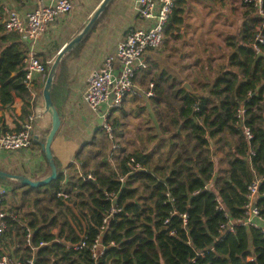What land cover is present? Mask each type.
<instances>
[{"label": "trees", "instance_id": "trees-1", "mask_svg": "<svg viewBox=\"0 0 264 264\" xmlns=\"http://www.w3.org/2000/svg\"><path fill=\"white\" fill-rule=\"evenodd\" d=\"M206 1L223 8L227 5V0ZM242 5L245 18L239 34L226 38V56L217 60L211 50L208 55L213 42L201 41L198 47L205 58L197 55L192 67L181 66L180 74L167 69L159 72L157 65L150 82L145 79L151 69L137 75L141 85H148L147 91L153 85L155 97L147 106H138L136 113L143 117L138 135L128 139L117 135L125 139L124 147L114 151V139L106 135L93 144L96 150H89L86 157L79 154L78 164L69 166L68 173L56 162L59 177L49 185L32 189L11 183L20 205L2 202V208L17 214V220H8V231L21 232L22 261L264 264L262 228L235 225L228 231L233 223L246 219L250 187L256 180L260 186L255 206L264 218V42L258 39L264 38V18L256 14L254 4ZM188 9L186 1L175 2L165 45L181 38V31L188 27ZM184 45L190 47L188 41ZM27 48L21 35L6 32L0 23V111H11L18 98L24 103L23 117L32 113L23 63ZM195 55L196 51L182 53L181 60ZM182 75L190 80L195 94L183 88ZM61 82L57 73L53 100L60 115L68 92ZM119 119H112L115 130L122 129ZM245 128L250 129L252 139ZM21 130L19 126L11 131L0 115V133ZM218 156L225 167L216 168ZM131 160L142 169L133 172ZM89 174L95 180H86ZM61 192L68 198L60 196ZM115 206L120 211L109 218ZM28 230L33 248L27 246ZM97 240L102 253L98 259L93 256ZM81 241L86 246L77 249Z\"/></svg>", "mask_w": 264, "mask_h": 264}, {"label": "crops", "instance_id": "crops-1", "mask_svg": "<svg viewBox=\"0 0 264 264\" xmlns=\"http://www.w3.org/2000/svg\"><path fill=\"white\" fill-rule=\"evenodd\" d=\"M70 1L73 3L72 12L59 16L35 43L38 57L49 67L52 66L61 49L85 28L104 0ZM0 2L25 18L29 12L48 6L53 1L0 0ZM187 3L189 7L187 13H189L201 3L208 2L206 0H191ZM231 4L232 1L227 0V5L223 8L210 3L211 6L223 9L229 16L235 10ZM242 8L244 9L243 5ZM1 17L0 10V23H2ZM145 25L146 23L142 22L138 16L137 0H113L80 45L63 58L57 73L62 81L61 84L67 86L68 92L63 100L64 104L61 110L62 126L53 141L52 152L64 174L68 173L69 166L78 164L77 156L87 152L94 140L98 138V130L103 129V122L100 123V120L106 114L107 106L94 112L85 101L84 96L89 77L93 72L103 67L108 56L116 54L119 43L124 40L130 28H139ZM184 31H186V27L181 32ZM138 79L139 77L136 78V81ZM44 85L45 79L36 75L31 87V114L23 117L24 103L18 98L15 99L11 111L5 109L0 111V115L4 116L11 131L31 123L34 135V142L30 148L18 152L0 150V169L5 172L31 179H43L51 174L41 145L52 126V119L45 112ZM144 100L145 104L142 106H147L150 103V98L146 99L145 97ZM27 111L29 112L30 109L28 108ZM94 120L98 123L95 127ZM3 189L7 191L3 198L4 204L18 205L16 202H19L16 201L17 198L12 191L11 183L0 182V192ZM0 248L15 259L22 260L21 258H24L25 254V244L21 232L14 228L0 237Z\"/></svg>", "mask_w": 264, "mask_h": 264}, {"label": "built area", "instance_id": "built-area-1", "mask_svg": "<svg viewBox=\"0 0 264 264\" xmlns=\"http://www.w3.org/2000/svg\"><path fill=\"white\" fill-rule=\"evenodd\" d=\"M53 2L43 8L29 12L23 18L18 12L3 5L0 2L1 20L6 32L16 33L22 36L28 48L24 59L25 83L31 89L35 81V76H42L45 80L48 74L46 64L38 57L35 50V43L45 32L47 27L52 24L59 16L68 15L73 10V3L70 0H52ZM177 0H137L138 16L140 20L146 23L145 26L139 28H130L124 40L118 45L115 55L108 56L102 68L93 72L89 77L87 89L85 92V101L89 108L98 112L102 107L107 106V112L103 116V129L109 134L111 140L114 139L111 126L108 124L109 112L119 109L123 106L125 100L130 95L147 98L155 97L152 91H138L135 80L139 72L148 70L149 63L147 57L150 53L159 49L165 39V29L168 26L170 18L173 14L175 2ZM186 2L191 0H184ZM243 3L254 4L257 8L256 14L264 18V0H243ZM219 15L223 14L221 11ZM225 17H227L225 15ZM261 31V27L258 28ZM261 43L264 42L263 37L258 38ZM260 54V53H259ZM244 114V111H243ZM248 139H252V133L249 128H245ZM34 142L32 124H26L21 131L14 133H0V150L9 152H18L23 149L30 148ZM120 147L113 146V150L117 151ZM113 151V152H114ZM112 154L111 156H113ZM135 160H131L129 165L133 172L141 170L140 165L134 166ZM86 180H95L89 174ZM121 181H124L121 179ZM260 180H256L250 187L249 204L247 205V217L232 224L229 232L234 230L235 225H252L262 228L264 233V218L261 216L259 209L255 206L256 196L259 192ZM6 189L0 192V237L4 236L8 230V220H17V214L8 212L2 208L3 198ZM65 198L68 195L64 192L59 194ZM108 199L114 195H107ZM120 211L116 206L112 208L110 216ZM108 218L105 219V224ZM27 246L32 247V231L28 230ZM100 241L97 240L93 246V256L98 259L101 257ZM41 245H44L41 243ZM85 242L81 241L76 245L77 249L84 248ZM33 248V247H32ZM0 264H35L34 258L28 261L15 259L12 255L4 252L0 248Z\"/></svg>", "mask_w": 264, "mask_h": 264}, {"label": "rangeland", "instance_id": "rangeland-1", "mask_svg": "<svg viewBox=\"0 0 264 264\" xmlns=\"http://www.w3.org/2000/svg\"><path fill=\"white\" fill-rule=\"evenodd\" d=\"M232 4L231 6L235 7V10L230 13V16L226 14V12L223 9H218L217 6H211L210 2L208 3H201L200 6H198L195 10H191L189 13H187V23L188 27H186V31L181 32V38L177 41L170 39V44L165 45V40L163 45L157 49L156 51L149 54L147 57V60L149 61V68L148 71H150V75L145 79V83L150 82L152 77L154 76V72L156 73V69L160 72L161 69H167L173 74H180V69L182 65H188L193 66L195 63V58L197 55L202 56L205 58L204 52L199 49L198 44L199 42H213L211 45H209V49H207V54H211L210 50L212 52V57H215L217 60H220L222 56H226L225 54H228V49L225 47L226 45V38L229 36H235L239 34L240 28L242 26V23L244 21V9L242 8V0H231ZM240 4V5H239ZM215 9V10H214ZM219 11H221L223 14L219 15ZM225 15L227 17H225ZM205 24V25H204ZM211 33L212 35H209ZM188 41V44L190 47L185 46L184 42ZM184 45V47H183ZM208 45V44H207ZM183 48H182V47ZM171 47L176 48H182L180 51H175V49H172ZM219 47H223L221 51L218 50ZM196 51V55L193 58H185L184 61L181 60L182 53L189 54ZM149 58V59H148ZM217 64V63H216ZM159 65L157 68L156 66ZM156 69H155V67ZM181 76V75H180ZM137 78V77H136ZM180 78V77H179ZM184 78V75L181 77ZM140 80L142 78L140 77L137 81H135V85L138 89V91L146 92L148 89V85H141ZM185 83H189L192 88L193 85L191 84L189 79H185ZM183 84V85H184ZM145 96V95H144ZM136 97L135 99V105L131 103L132 98ZM147 99V97H146ZM137 104V105H136ZM145 104V100L143 97H138L134 95H130L125 100L123 106L119 109H115V113H110L109 118L111 116V120H108V124L111 126L113 135H114V144L118 145L119 147H124L125 139L120 137H117L118 134L125 135V138H135L136 134L138 135V127L141 126L143 117L138 115L136 111H138V106H142ZM135 110V111H134ZM123 112L128 113L124 118L122 117ZM114 117H120L122 129L115 130L112 125V119ZM104 119L100 120V123H102ZM98 123H96V120H94V127L97 126ZM103 124V123H102ZM102 127V126H101ZM100 134H98V138L94 140V146H96L99 141L103 140V137L106 135L111 140L109 134L104 129H99ZM126 139V140H127ZM112 141V140H111ZM119 143V144H117ZM93 144L87 152L85 153L86 157L91 151L96 150V147H93ZM120 147V148H121ZM89 150H91L89 152ZM129 150V149H128ZM215 153V152H214ZM221 156H218L214 159L216 168H223L225 166H221L219 164V159ZM20 204V197L17 198V200Z\"/></svg>", "mask_w": 264, "mask_h": 264}, {"label": "water", "instance_id": "water-1", "mask_svg": "<svg viewBox=\"0 0 264 264\" xmlns=\"http://www.w3.org/2000/svg\"><path fill=\"white\" fill-rule=\"evenodd\" d=\"M112 1L113 0L103 1V3L99 7V9L95 12L94 16L85 26V28L75 38H73L63 49H61L54 63L52 64V66L50 67L48 71V74L45 80L44 89H43V99L45 103V112L50 115L52 119V126H51V129L47 137L44 139L41 145H42L44 157L47 160L48 165L50 167L51 174L48 177L43 178V179H31L25 176H18V175L10 174L0 169V180L1 181L8 182V183H15L24 188L35 189V188H41V187L47 186L53 181H56V179L59 177L58 167L56 165L55 157L52 152L53 141L62 126L61 115L57 107L55 106V103L53 100V89H54V84H55V78H56L59 66L63 58L67 54H69L71 51H73L78 45H80L82 40L91 32L93 26L96 24L101 14L106 10L107 6ZM260 55L262 54L260 53ZM183 88L187 89L191 94H195L194 89L189 83H185L183 85Z\"/></svg>", "mask_w": 264, "mask_h": 264}]
</instances>
